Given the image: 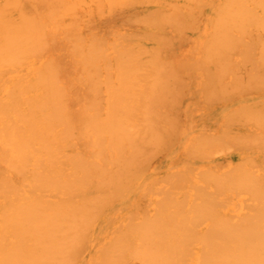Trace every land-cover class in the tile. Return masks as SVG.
I'll return each instance as SVG.
<instances>
[{"label": "bare ground", "instance_id": "6f19581e", "mask_svg": "<svg viewBox=\"0 0 264 264\" xmlns=\"http://www.w3.org/2000/svg\"><path fill=\"white\" fill-rule=\"evenodd\" d=\"M0 264H264V0H0Z\"/></svg>", "mask_w": 264, "mask_h": 264}]
</instances>
